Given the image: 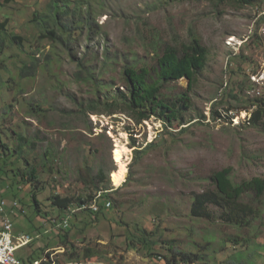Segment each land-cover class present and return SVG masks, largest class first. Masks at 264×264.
<instances>
[{"label": "rangeland", "instance_id": "1", "mask_svg": "<svg viewBox=\"0 0 264 264\" xmlns=\"http://www.w3.org/2000/svg\"><path fill=\"white\" fill-rule=\"evenodd\" d=\"M51 1L0 0V22L7 23L6 48L0 55V139L9 155L20 137L37 142L35 151L26 148L24 155L39 170L41 214L32 208L33 187L7 189L16 168H26L14 156L1 160L7 175L0 176V197L22 207L24 213L11 214L10 220L14 233L25 234L37 233L39 222L46 225L65 215L51 206L52 196L88 201L98 196L91 182L112 189L106 200L111 205L97 217L75 214L67 229L42 232L15 258L59 248L58 237L68 230L57 264H167L172 259L177 264H264V195L258 203L248 198L261 210L249 227L225 223L222 211L213 206L209 220L190 215L194 195L213 190L211 173L231 168L235 183L264 178V118L253 125L252 109L240 110L255 98L264 104V87L251 78H264V0L248 5L222 0H55L63 11L67 6L83 17L90 14L86 26L63 36L69 38L65 45L40 37L41 18ZM190 32L207 48L208 57L188 94L192 102L183 112V124L174 122L164 130L154 118L136 124L123 111H88L91 102L103 108L102 102L126 92L125 66L154 71L163 46L188 43ZM13 35L22 38V47L10 41ZM25 65L35 66L20 78ZM187 88L180 79L162 93L174 97ZM230 91L238 94L237 101L227 95ZM213 104L222 119L210 117ZM117 145L129 150L120 186L111 178L118 170ZM134 150L143 151L138 155ZM101 170L105 181H91ZM87 251L91 258L85 257ZM180 253L193 261L181 262Z\"/></svg>", "mask_w": 264, "mask_h": 264}, {"label": "trees", "instance_id": "2", "mask_svg": "<svg viewBox=\"0 0 264 264\" xmlns=\"http://www.w3.org/2000/svg\"><path fill=\"white\" fill-rule=\"evenodd\" d=\"M222 1H229L239 5H248L251 4L252 0ZM36 17L37 16L35 15V19L37 21L38 17ZM41 19L43 20V32L40 36L41 39H49L52 42L65 45L69 41V38L65 40L63 36L66 35L69 37L75 27L80 24L86 26V23H88V20L90 19V14L88 17H83L81 14H76L75 9L70 10L67 6L63 11L57 2L52 0ZM67 19H69L70 22L65 21ZM6 26V22H0V55L6 48ZM10 41L16 43L19 47H22L23 40L21 37L13 35L10 37ZM156 57V67L154 71L147 70L146 68H141L139 70L131 66H125L122 76L126 92H120L118 94V100L120 101L116 99L109 101L106 100L102 102L104 104L103 108H96L95 106L97 103L93 104L91 102L88 106V111L90 113L102 111L108 114L114 112L115 110L123 111L132 120H134L136 124L154 118L155 120L161 122L164 130L171 128L174 122H184L183 112L190 109L192 102L188 94L194 87L197 81V76L206 66L208 50L206 47L201 45L198 37L190 32L188 43L181 44L180 46H171L166 44L163 46L161 55L157 54ZM32 60L36 61L35 58H32ZM34 66L35 65H25L22 67L19 74L20 78L28 77L30 75L31 67L34 68ZM180 79H185L188 83V88L185 93H181L174 97L162 93L165 86ZM238 93H240V90ZM227 95L234 101H237L238 94L232 96L230 91ZM97 101L98 100L96 99V102ZM215 106L216 104H213L209 109L210 117L213 120L222 119L220 112ZM250 109H252V112L249 122L253 125H257V123L264 118L263 100L256 98L252 99L248 102V106L240 110L249 111ZM231 110V106H228L226 109L227 112H230ZM199 119L205 120V116L199 115ZM130 144L134 147L135 143L133 139H131ZM36 146L37 142L34 140H28L26 137H20L13 154L9 155V149L6 145L2 144L0 139V176L7 175L4 171L5 167H3L4 162H1L2 159L5 160V158H8L9 156H14L16 157L15 161L17 163L23 161L26 168H23L24 170H20L21 168L19 167L16 168V173H13V179L7 186V189L15 187L16 184H28L33 187L30 192L32 208L34 213L39 215L41 214V211L36 193V190H38L36 187L39 183V170L33 163H30L29 159H27L24 155L26 148H31V151H35ZM151 146L152 143L147 147ZM142 151L143 150H134V154L139 155ZM44 156H47V152ZM42 165L44 164L42 163ZM96 179L101 181L100 183L105 181V175L102 170L99 171L97 176L91 179V181ZM128 180L129 177H127V180L123 184H125ZM209 181L213 190H204L202 193L194 195L193 197L190 208V215L192 217L209 220L212 217L209 207L213 206L222 211L221 217H223L225 223L236 228H244L251 226V221L256 220L261 215V210L254 208L252 204L248 202V198L253 196L254 201L257 202L263 197L264 178H253L251 180H244L240 183H235L232 180V169L224 168L211 173ZM91 184L97 194L99 193L98 197H100V200L103 199L106 201L109 199L110 190H112L111 188H108L105 185L103 187H97L95 183L92 182ZM5 192H8V190ZM95 198L96 196L94 198H90L91 201H88L86 200L87 198L61 197L56 195L52 196L50 201L53 208L57 209L59 212H66L68 208L79 207V209H86V201L87 203H92ZM102 209L103 207L100 208V213ZM99 212L93 214L87 211V213L93 217L95 215L97 217V215L100 214ZM74 217L75 216L73 215L72 219L69 221V226ZM29 223V227L32 229L30 220ZM33 228H35V226ZM43 228V224L40 223L39 227L36 228L37 233L42 234L41 229ZM64 232L63 237H58L60 239L59 242L62 244L58 245V247L65 249L68 244L69 231L66 230ZM138 241L142 242L143 239H139ZM49 249L50 248L44 250L41 249L44 252L38 254L36 250H33V252L30 253L26 259L20 260L23 263H31L34 260L40 261L42 258L44 264H49V253H47V250ZM180 256L181 262L187 263L193 261L190 255L180 253ZM85 257L91 258L88 251L86 252ZM167 264H177V262L172 259L171 261H167Z\"/></svg>", "mask_w": 264, "mask_h": 264}, {"label": "built area", "instance_id": "3", "mask_svg": "<svg viewBox=\"0 0 264 264\" xmlns=\"http://www.w3.org/2000/svg\"><path fill=\"white\" fill-rule=\"evenodd\" d=\"M258 84L264 87V80ZM99 200L100 197L94 200V203H87L86 201V209H79V207H75L71 211H66L65 215L60 219H50L46 225L45 222H43L42 224L44 228H46L43 232L45 234H49L53 230L58 232L60 230L67 229L69 227L70 219L77 213L88 211L96 214L99 212L101 207L104 209H108L110 207V202L106 201L103 202V204H100ZM14 210H19L17 202L8 204L0 199V264H35L36 260L31 263H23L21 260L15 258V253L17 251L31 245L35 240L40 239L41 234L21 233L15 235L13 233V225L9 217ZM8 211H10V213H8Z\"/></svg>", "mask_w": 264, "mask_h": 264}, {"label": "bare ground", "instance_id": "4", "mask_svg": "<svg viewBox=\"0 0 264 264\" xmlns=\"http://www.w3.org/2000/svg\"><path fill=\"white\" fill-rule=\"evenodd\" d=\"M251 78L256 83H260L264 80V78H262V79L259 78V80H258V77H256V76H252ZM128 153H129V150L127 149L126 145H123V146L117 145V149L114 150V159L118 165V170L112 174L111 178H112V182L115 186H120L122 184V182L124 181L125 173H126V166H127L126 160L128 159L127 158ZM97 197L98 196H96V198L94 200H96ZM94 200L92 203H94ZM71 210H73V208L67 209V211H71ZM47 253H49L48 254L49 255V257H48L49 264H57V262L55 260L56 255L57 254L62 255L63 253H65V249L62 247H59L57 249L56 248H50L49 250H47ZM41 260H42V258H41ZM41 260L40 261L36 260L35 264H44V261L43 260L41 261Z\"/></svg>", "mask_w": 264, "mask_h": 264}, {"label": "clouds", "instance_id": "5", "mask_svg": "<svg viewBox=\"0 0 264 264\" xmlns=\"http://www.w3.org/2000/svg\"><path fill=\"white\" fill-rule=\"evenodd\" d=\"M0 199L1 200H3L4 201V199H2L1 197H0ZM6 202V201H5ZM13 202H17V201H13ZM8 204H10V203H12V202H7ZM18 203V202H17ZM19 205V204H18ZM8 210V209H7ZM17 212H19V213H24V210L23 209H21V206L19 205V210H14L13 211V215L15 214V213H17ZM8 213H10V211H8ZM11 215V214H10ZM10 215H9V217H10ZM13 225V224H12ZM13 233H14V231H13ZM34 233H36V232H34ZM15 234V233H14ZM19 234H21V233H19ZM33 234V233H32ZM15 235H18V234H15ZM30 246V245H29ZM29 246H27V247H29ZM18 260H20V259H18Z\"/></svg>", "mask_w": 264, "mask_h": 264}, {"label": "crops", "instance_id": "6", "mask_svg": "<svg viewBox=\"0 0 264 264\" xmlns=\"http://www.w3.org/2000/svg\"><path fill=\"white\" fill-rule=\"evenodd\" d=\"M41 222H39L38 224H37V226L39 227V224H40ZM42 224V223H41ZM42 230V232L44 231V230H46V228H43V229H41ZM15 234H19V232H16ZM47 235H49V234H47ZM49 238V237H48Z\"/></svg>", "mask_w": 264, "mask_h": 264}]
</instances>
